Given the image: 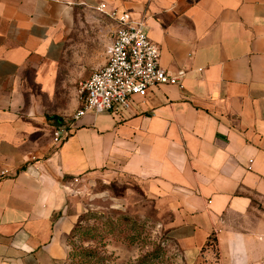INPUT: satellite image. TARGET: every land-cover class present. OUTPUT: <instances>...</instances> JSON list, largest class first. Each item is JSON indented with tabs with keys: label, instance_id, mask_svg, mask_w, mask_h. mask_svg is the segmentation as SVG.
Wrapping results in <instances>:
<instances>
[{
	"label": "crops",
	"instance_id": "obj_1",
	"mask_svg": "<svg viewBox=\"0 0 264 264\" xmlns=\"http://www.w3.org/2000/svg\"><path fill=\"white\" fill-rule=\"evenodd\" d=\"M100 5L144 18L184 88L87 115L55 146L41 90L69 40L105 65L117 27ZM98 172L164 201L183 264H264V0H0V264H62L73 183Z\"/></svg>",
	"mask_w": 264,
	"mask_h": 264
},
{
	"label": "rangeland",
	"instance_id": "obj_2",
	"mask_svg": "<svg viewBox=\"0 0 264 264\" xmlns=\"http://www.w3.org/2000/svg\"><path fill=\"white\" fill-rule=\"evenodd\" d=\"M100 26L93 24L90 32L96 33ZM89 43L88 39L78 43L76 50L69 40L52 71L51 85L42 87L47 118L60 119L59 127L69 126L82 103L80 84L99 67L96 62L105 58L104 48L91 42L94 48L88 51ZM52 124L55 130L59 128ZM72 190L78 219L66 238L68 254L62 264H183L165 228L172 215L164 201L145 193L141 182L98 172L78 178Z\"/></svg>",
	"mask_w": 264,
	"mask_h": 264
},
{
	"label": "built area",
	"instance_id": "obj_3",
	"mask_svg": "<svg viewBox=\"0 0 264 264\" xmlns=\"http://www.w3.org/2000/svg\"><path fill=\"white\" fill-rule=\"evenodd\" d=\"M96 12L116 24L111 44L106 50V63L80 84V108L71 116L68 127L57 128L52 135L55 146L63 144L79 120L87 115L118 116L132 107V98H145L150 89L171 86L183 90L186 71L170 73L159 65L160 52L145 33L144 18L130 13H117L100 5Z\"/></svg>",
	"mask_w": 264,
	"mask_h": 264
},
{
	"label": "trees",
	"instance_id": "obj_4",
	"mask_svg": "<svg viewBox=\"0 0 264 264\" xmlns=\"http://www.w3.org/2000/svg\"><path fill=\"white\" fill-rule=\"evenodd\" d=\"M54 122H55V124H56L57 127H59V126L62 125V123H59V119H54ZM68 139H69V138H68ZM68 139H67V140H68ZM67 140H66V141H67ZM74 229H75V227H74ZM74 229H73V230H74ZM73 230H72V232H73ZM72 232H71V233H72ZM97 258H98V257H97Z\"/></svg>",
	"mask_w": 264,
	"mask_h": 264
}]
</instances>
